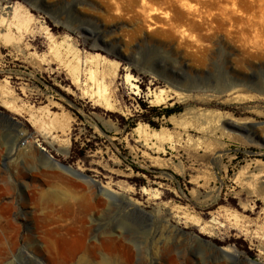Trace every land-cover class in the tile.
I'll use <instances>...</instances> for the list:
<instances>
[{"label":"rangeland","instance_id":"obj_1","mask_svg":"<svg viewBox=\"0 0 264 264\" xmlns=\"http://www.w3.org/2000/svg\"><path fill=\"white\" fill-rule=\"evenodd\" d=\"M5 32L0 264L63 258L57 199L111 264H264V0H0Z\"/></svg>","mask_w":264,"mask_h":264},{"label":"bare ground","instance_id":"obj_2","mask_svg":"<svg viewBox=\"0 0 264 264\" xmlns=\"http://www.w3.org/2000/svg\"><path fill=\"white\" fill-rule=\"evenodd\" d=\"M1 22H4L3 18L1 20ZM0 41H2L5 45L10 46L14 42H16L17 40L14 38V36L10 32H7V33L5 32V33H0ZM94 78H95L94 73L91 72L90 79L93 80ZM131 79H132L131 76H127V79H126L127 83H129L131 81ZM77 81H78V78H77ZM102 86L103 85L98 84V94L100 96H102L103 99L105 100V105H106L107 110H108L109 108H111V104L105 96V93L107 92L106 87H104V86L102 87ZM137 88L138 87H136V86L132 87V89L135 90V92H134L135 95H139V92H140V91H138ZM155 98H156V100L160 99V97H158V96ZM32 119L34 120V118H32ZM33 122H34L35 127L38 130H41V131L45 132L46 134L50 133L49 131L51 130V128H49L46 124H44L40 121H36V120H34ZM135 132L147 144L150 143L151 141L158 140V136H159L158 133L154 132L153 134H149L147 132V128L144 127L143 125L138 126L135 129ZM61 152L64 155H67L66 150H61ZM56 167H57L56 169H60V170L62 168V166L60 164H56ZM67 171L71 174L73 173L71 171V169H68ZM82 178H86V177H82ZM103 189H104L103 192L105 193L106 196H109V195H111L113 197L116 196L115 193L113 191H111L110 189H108L106 187ZM142 192H143V194H149L150 190L143 188ZM57 201L60 202L59 205L62 206V208L59 211L60 212V220L57 222V226H55L54 230H52L50 232V239L51 240H50L48 246L53 244V243L55 244V242L59 241L63 244V246L66 247V249H65L63 258L61 260H57L56 258H54L52 264H73L78 256L80 257V259L84 260V263H86V264H111L110 261L115 256V252L117 250L115 241L113 239L114 236L112 237L111 235H109V233L105 234L103 236V238L101 237L102 240H101L100 244H98V245L95 244L92 247H89L87 245V238L88 237L86 234L78 235L74 232V230L71 227L63 224V222L65 221L64 217L70 212V207L60 199H57ZM214 221H216V220H214ZM47 250L50 254L52 253L51 247H49ZM216 250H218V249H216ZM220 252L223 254L224 258L231 259L233 261H237L240 257L237 252H234L228 248L223 249ZM98 256L103 257L102 258L103 260L101 261V263L97 262Z\"/></svg>","mask_w":264,"mask_h":264},{"label":"water","instance_id":"obj_3","mask_svg":"<svg viewBox=\"0 0 264 264\" xmlns=\"http://www.w3.org/2000/svg\"><path fill=\"white\" fill-rule=\"evenodd\" d=\"M153 75H155V72H151ZM261 94H264V91H261L260 92ZM62 166V168L64 169V170H68L69 168L68 167H66V166H63V165H61ZM72 171V170H71ZM75 175H77V176H81V177H85V176H83V175H80V174H78V173H76V172H74V171H72ZM109 197L110 198H112V199H114V197L113 196H111V195H109Z\"/></svg>","mask_w":264,"mask_h":264},{"label":"trees","instance_id":"obj_4","mask_svg":"<svg viewBox=\"0 0 264 264\" xmlns=\"http://www.w3.org/2000/svg\"><path fill=\"white\" fill-rule=\"evenodd\" d=\"M177 111H176V109L174 108V109H170V110H167L166 111V116H171V115H173V114H175Z\"/></svg>","mask_w":264,"mask_h":264}]
</instances>
